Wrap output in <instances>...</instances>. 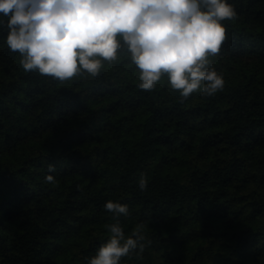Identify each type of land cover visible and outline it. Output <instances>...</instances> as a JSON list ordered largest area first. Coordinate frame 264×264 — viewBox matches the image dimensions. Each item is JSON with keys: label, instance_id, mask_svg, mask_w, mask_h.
<instances>
[{"label": "trees", "instance_id": "trees-1", "mask_svg": "<svg viewBox=\"0 0 264 264\" xmlns=\"http://www.w3.org/2000/svg\"><path fill=\"white\" fill-rule=\"evenodd\" d=\"M227 2L225 86L186 99L140 89L124 49L95 77L26 72L0 14V264H87L117 220L146 236L120 264H264V0Z\"/></svg>", "mask_w": 264, "mask_h": 264}, {"label": "clouds", "instance_id": "clouds-1", "mask_svg": "<svg viewBox=\"0 0 264 264\" xmlns=\"http://www.w3.org/2000/svg\"><path fill=\"white\" fill-rule=\"evenodd\" d=\"M0 14L7 17L6 44L20 54L26 72L61 82L85 72L95 77L103 61L117 60L118 49H124L139 71L140 89L154 90L166 74L184 99L197 91L212 96L223 90L224 78L209 57L225 40L221 22L237 15L227 0H0ZM45 180L55 183L53 175ZM147 183L141 173L139 188ZM104 207L129 215L127 204L109 200ZM105 227L110 237L87 264H120L144 250L143 223L130 235L119 220Z\"/></svg>", "mask_w": 264, "mask_h": 264}]
</instances>
